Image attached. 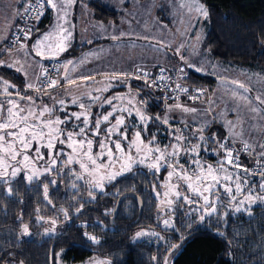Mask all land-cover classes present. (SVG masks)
<instances>
[{
    "label": "snow or ice",
    "instance_id": "obj_1",
    "mask_svg": "<svg viewBox=\"0 0 264 264\" xmlns=\"http://www.w3.org/2000/svg\"><path fill=\"white\" fill-rule=\"evenodd\" d=\"M76 3L77 0H19L18 7L13 11L17 19L35 13L38 20L46 9H51L57 14V24L51 32L43 34L31 47L25 41L32 38L33 30L19 28L18 34L12 37L18 55L11 62L0 59V67L14 68L28 81L22 91H13L15 85L0 77V187L6 188V195L9 197L14 195L13 181L23 173L22 179L27 185L38 189L36 196L42 194L41 203L46 202L45 207L51 206L54 210L51 217H44L40 215L39 207L35 209L37 223L49 225L44 231L46 236L56 235V225L60 222L61 215L63 221H69L73 217L80 218L85 207L80 199L82 192L86 191L88 198L96 200L97 192L103 193L108 184L122 177L125 172H131L134 165H143L156 173L162 168L167 171V179L160 185L166 190L163 193L156 192L159 203L165 205V217H168L163 218L165 229L179 230L170 216L174 212V208L171 207L174 204L187 206L189 210L187 215H197L203 222L212 216L220 218L221 208L237 213L243 210L250 214L251 203L264 202V142L253 146L244 139L246 132L244 125L249 120L257 117L264 120V109L258 106L264 105V92H259L253 97L251 95L253 89L244 81L219 77L225 93L235 102L230 110L236 113L237 118L235 121L225 120L227 138L206 137L204 132L207 129V122L200 118L207 115L209 110L201 112L198 108L180 102L181 94L187 95L189 100L196 101L204 94V90L197 89L196 95H192L188 88L183 87L178 81H173L170 75H165L167 72H175L179 79L183 80L187 78L188 69L206 74L204 64L194 62L182 54L183 42L173 48L171 42L136 31H120L108 36L102 25L99 27L105 32L104 38L115 42L117 51L122 41H129L124 45L129 53V59L138 47L136 40L145 41L139 46L140 61L133 62L127 70L113 69L111 72L76 75L86 61L91 62L90 58H101L100 53H88L79 62L68 60L57 65L55 75H52L35 58L56 60L60 54L67 51L74 27L68 19L69 9ZM178 8L187 9L188 13L195 11L204 18L209 15L198 0H190L188 3L180 0ZM145 27L147 28V25ZM166 49L179 56L182 63L178 67L165 68L155 64L154 56L153 66L157 69L158 75L150 72L144 63L143 53L166 55ZM5 51L8 55L12 54V49ZM29 57H32V60ZM97 75L105 79L97 81ZM133 79L143 81L149 89L164 92L162 100L173 101L165 105L164 114L151 116L146 112L147 102L139 98L141 90L134 92L129 83ZM90 81H96L101 86L93 88ZM118 83L125 84L127 93L106 96L105 93ZM73 86H77V90L73 91ZM80 87L83 90H79ZM57 88L67 95L62 94L57 98L53 91ZM43 96H47L52 103H46ZM69 106H74L78 110L69 111ZM94 108L107 110L97 113L93 112ZM228 110L226 107L225 111ZM174 111L184 114L180 120V127L170 122ZM57 112L64 115L59 116ZM246 114L251 115H247L246 118ZM187 116H191V121L186 118ZM130 119L133 120L134 129L131 132L128 124ZM152 123L169 129L172 143L161 146L158 143V136L149 130ZM237 128L240 129L239 132L236 131ZM249 128L254 131L256 125L249 124ZM207 143L216 146L214 151L219 159L215 164H208L201 159V152L209 150L204 148ZM236 143H240L242 148L234 149L233 145ZM256 148H259V152L254 156L255 168L246 167L239 162V151L250 153ZM183 156L190 159L181 163ZM54 176L65 181L66 188H71L73 203L70 207L57 208L53 203L50 186H59L57 179L52 178ZM251 177H259V183L253 186ZM15 194H19V189L15 190ZM161 196L163 199H160ZM19 202L23 203L22 200ZM246 202L248 206L244 207ZM104 215L111 213L106 211ZM223 215L227 216V211ZM79 227L84 229L82 233L84 238L92 244H100L99 238L87 231L89 225L86 222L81 223ZM30 234L29 225L22 224L21 235ZM145 235L164 239L156 232L141 230L135 234L133 240ZM178 247L180 245H171L170 249L165 250L162 258L152 259L157 264H170L172 252ZM62 251L53 253V264H59ZM89 264H111V261L94 259Z\"/></svg>",
    "mask_w": 264,
    "mask_h": 264
},
{
    "label": "trees",
    "instance_id": "obj_2",
    "mask_svg": "<svg viewBox=\"0 0 264 264\" xmlns=\"http://www.w3.org/2000/svg\"><path fill=\"white\" fill-rule=\"evenodd\" d=\"M200 2L209 13L203 48L211 58L264 71V0ZM88 6L95 9L99 20L118 21L119 15L115 11L103 10L97 2ZM85 48L72 47L65 57L76 56ZM0 77L14 82L17 90H23L22 80L12 72H0ZM183 81L201 89H210L214 84L210 76L191 70H188L187 78ZM129 83L133 91L141 90L140 99L146 101L149 98L152 101L149 107H145L149 115L155 116L160 112L164 100L158 93L146 90L138 80L133 79ZM120 90L122 88L110 92ZM53 91L57 93L58 89ZM212 133L217 139L226 137L221 126L215 123L204 132L206 135ZM203 160L213 163L207 157ZM243 164L247 166V161ZM162 174L163 171L160 179ZM154 184L152 179L140 172L118 178L108 184L96 200H81L85 207L80 218L73 217L52 238L40 239L33 225L35 209L41 206V195L36 196L38 189L28 186L19 176L13 181V196H7L6 188L0 187V264H53V253L61 250L64 251V259L73 263L97 255L110 260L111 264H157L152 258H162L165 255L162 248L132 242L136 232L147 229L169 235L173 245H180L172 252L170 264H264V208L257 207L254 216L249 219L227 214L220 222L209 217L202 223L193 224L184 221L183 212L177 210L173 219L179 230H163L159 225L156 201L151 195ZM16 189H19L18 195L15 194ZM61 193L60 189H56L50 194L56 204L65 202L60 198ZM129 193L132 196H126L119 203L114 215L118 199ZM106 211L111 215H104ZM85 222L89 225L87 231L92 230L94 235L103 239L98 246L89 245L82 236L84 229L79 225ZM94 222H102L110 229L103 231L93 225ZM22 224H28L32 231L28 237L21 235Z\"/></svg>",
    "mask_w": 264,
    "mask_h": 264
},
{
    "label": "rangeland",
    "instance_id": "obj_3",
    "mask_svg": "<svg viewBox=\"0 0 264 264\" xmlns=\"http://www.w3.org/2000/svg\"><path fill=\"white\" fill-rule=\"evenodd\" d=\"M96 2L100 5L101 9L103 10H108V11H115L118 15V22L116 24H113V22H109L107 26H103V29L107 30L106 34L108 36L112 35L113 33H119L120 31H125V32H131V31H136L138 33H143L144 35H151L155 36L157 39L164 40L166 42H171L172 47L175 48L178 46L181 42L184 43V48L181 49L182 54L185 57H189L192 61L194 62H202L206 68V74L200 73L202 75H207L210 76L214 80V84L210 87V89H203L204 90V100L200 102H195V103H186L184 101V104H188L190 107H195L201 110L203 112L205 109H208L209 112L207 115L202 116L200 119L202 121L207 122V128L212 124L215 123L217 125H220L221 128L223 129L225 136L227 137L228 131L225 126V120H236V113L231 111L230 109L232 108L233 104L235 103L233 100L230 99V95L225 93L224 87H222V81L219 79V77H230L232 79H239L241 81H244L246 84H248L253 91L251 92V95L254 97L257 93L259 92H264V71H254L248 68H243V67H238L235 65H232L230 63H224L220 62L218 60H214L211 58L209 55L208 51H206L203 48V40L205 38V33H206V28H207V18H204L199 15V13L192 11L191 13H188L187 9H179L178 4L180 0H84L81 2H78L76 4L77 10H76V15H78V21L84 20L86 23L87 19H91L94 17L95 14V9L92 7H87V4H96ZM185 3L190 2V0H184ZM6 4L13 6L14 4H19V0H6ZM198 3L202 4L200 0H198ZM203 5V4H202ZM205 7V6H204ZM73 8V7H72ZM72 8H71V13H72ZM94 9V10H93ZM22 11V9H21ZM2 12V11H1ZM5 13V17L7 18L8 15L11 13L10 10H3ZM6 18H3L2 24H4V21H6ZM89 21V20H88ZM182 21V22H181ZM94 22V21H93ZM189 23L191 24V27H189ZM147 25V28L145 27ZM107 27V28H105ZM186 32V35H185ZM105 32L101 31L100 28L91 30H85L84 35L80 38L81 42L86 43L91 40L101 38L104 39ZM41 37V35L38 36V38ZM38 40V39H36ZM9 41V40H8ZM7 41V43H8ZM6 43V44H7ZM129 41L124 40L121 42V47L117 51L116 49H112V46H115V42L112 45H109L105 47L106 53L108 55V58H118L122 56L127 62H139L140 61V47L142 46L145 41L143 40H136V44L138 45L137 49L133 52L132 58L129 59V53L124 47V45L128 44ZM31 47V46H29ZM93 53H100L99 48H95L92 50ZM166 55L165 54H153V53H143L144 56V63L147 64L148 69L154 68L153 66V60L154 56L155 58V64L162 65L165 68H174L178 67L182 62L179 59V56L173 54L172 51H168L167 49ZM17 50L15 49L16 53ZM90 53V52H89ZM22 56V54H19ZM6 55H3V58ZM8 60V58H6ZM30 60H32V57H29ZM35 60H39L41 62L39 57H36ZM59 60V59H58ZM99 60V59H98ZM47 61V60H46ZM45 61V62H46ZM34 63V61H33ZM45 64V63H44ZM115 62H112L111 65L106 64V69L109 67H114ZM173 67H170V66ZM97 68H100L98 65L94 66V63L92 64L90 71H86L84 74L87 75L89 73L96 74L95 70ZM121 69H124L121 67ZM191 70V69H188ZM187 70V71H188ZM192 71V70H191ZM29 80L31 79L28 78ZM105 78L97 75L96 80H104ZM5 80V79H4ZM25 84L28 82L24 78ZM107 82V81H105ZM93 88H95L97 85L93 84H98L96 81H90L89 82ZM98 86H101L98 84ZM125 86V84H124ZM143 87H145L142 84ZM227 87H232V85H226ZM146 90L154 92L152 90H149V88L145 87ZM23 89V88H22ZM58 89V88H57ZM126 91L123 93H111L110 90L105 93L106 96H111L113 94H126L127 93V87L125 86ZM16 89H13L15 91ZM59 90V89H58ZM73 91L77 90V86H73ZM79 90H83L82 87L79 88ZM110 92V93H109ZM135 92V91H134ZM57 98H60L61 95H67L66 93H62L61 91H58L55 93ZM43 100L46 103L51 104L52 101L48 99L47 96L43 97ZM146 106L149 107L152 103V101L147 98L146 99ZM173 103V101H164V104L162 105V108L159 113L156 115H162L164 114L165 111V105ZM255 103V101H253ZM260 108L264 109V105H258ZM226 107L229 109L228 111H225ZM69 111H77L78 109L75 108L74 106H69ZM107 108L105 109H99V108H94L93 112H100V111H106ZM223 113V115H222ZM57 115L63 116L64 114L61 112H57ZM155 115V116H156ZM184 114H182L179 111H174L171 116V124L180 127V120L181 117ZM247 115L251 114H246ZM189 121H191V116L186 117ZM134 119V118H133ZM129 124V131H133V120L130 119L128 121ZM249 124L256 125V130H252L249 128ZM244 128L246 129L244 139L248 140L249 143H251L253 146L257 145L258 143L264 142V120L259 119L257 117L256 119L249 120L248 123L244 125ZM149 130L151 133H154L158 136V143L163 146V145H168L172 143V139L169 135V131L167 128L164 126L160 125L157 123V126H154V123L149 125ZM236 131H240L239 128L236 129ZM249 132H251V135H249ZM206 137H211L215 136V133L212 134H204ZM217 138V137H216ZM193 142L195 143V140L193 138ZM241 145L240 143H237ZM242 146V145H241ZM215 145L212 143H207L204 145V148L209 149L208 151H202L201 152V159L203 160L204 157L210 158L213 163L204 161L208 164H215L216 161L219 159V157L215 154ZM259 152V148H256L254 152H250L253 154H257ZM190 157L183 156L181 158V163H185L187 160H189ZM244 165V164H243ZM246 166V165H245ZM162 174V179L161 173ZM136 172H140L141 174H145L148 178L152 179L154 181V185L151 188V195L156 201V209H157V215L159 217V225L163 230H171V228L165 229L163 225V218H168L165 217L164 214V209L165 205H161L159 203V200L157 199L156 192L163 193L166 189L160 187L161 184H163L166 179H167V171L165 169H161L160 172L156 173L152 170H149L147 167L143 165H134L133 169L131 172H125L123 176H128L131 174H136ZM21 177H23V173L20 174ZM122 176V177H123ZM19 177V176H18ZM17 177V178H18ZM16 178V179H17ZM54 179H57L58 181V187L55 186H50V194L55 191L56 189H60L61 195L60 198L64 199L65 202H63L62 205H60L59 202L57 204L53 201V203L56 205L57 208L63 206V207H70V205L73 203L71 200V194L72 190L71 188H66V182L60 180L57 177H52ZM121 178V177H119ZM118 179V178H117ZM260 178H255L251 177L250 180L255 186L256 184L259 183ZM15 181V180H14ZM27 184V182L25 181ZM155 186V188H154ZM83 187V185H82ZM6 193V191H5ZM99 193L97 192V196ZM43 197L41 194V201ZM80 199H87L91 200L87 196V192L84 191L80 195ZM160 199H163V196L160 197ZM46 202L41 203L40 205V215H43L44 217H51L54 214V210L51 209V206L45 207ZM248 206V202H246L244 207ZM174 208V212L170 214L171 218L173 219L175 213L177 210L182 211L184 215V221H187L188 224H193V223H202L198 218L197 215H187L188 213V207L179 205V204H174L171 206ZM257 207H262L264 208V202L256 201L254 203H251V211L250 214L249 212L246 211H241V212H235V211H228L225 208L220 209V218H217L216 216H212L215 221L220 222L225 219L226 216L223 214L227 211V214L232 215V217L239 216L244 219H249L254 216V210ZM56 215H59V213H55ZM37 216V213H36ZM35 216L34 220V225L36 228V231L39 235L40 239H46V238H52L53 236H46L44 235V231L46 228L49 227L48 224H39L37 223V219ZM209 218V217H208ZM208 218L205 219L208 220ZM71 220L69 221H63L62 215L60 216V222L56 225V233L61 231L62 228L66 225L69 224ZM93 225L98 226L101 230H109L110 228L107 227L104 223L99 222V223H93ZM145 231L148 232H155L152 229H147ZM29 232L31 233L32 231ZM88 232L92 235V230H88ZM139 232V231H138ZM137 233V232H136ZM135 233V234H136ZM157 233V232H156ZM159 236H163L164 239L160 240L157 236H151V235H145L141 236L140 238L133 240L132 237V242L133 243H142L147 246H151L154 248H162L163 252H165L166 249H170V246L173 245V242L171 241V238L169 235H162L158 233ZM29 236V235H28ZM24 236V237H28ZM96 236V235H95ZM98 237V236H96ZM100 240V243L103 242V239L101 237H98ZM87 240V239H86ZM89 245L95 247L98 246L97 244H92L90 241L87 240ZM59 251L58 253H60ZM164 254H162L163 256ZM94 259H106V258H101L97 255H91L88 257L85 261L79 262V263H73L69 260L64 259V251H62V255L59 257V264H89L91 260ZM11 264H22V263H16V262H11Z\"/></svg>",
    "mask_w": 264,
    "mask_h": 264
},
{
    "label": "crops",
    "instance_id": "obj_4",
    "mask_svg": "<svg viewBox=\"0 0 264 264\" xmlns=\"http://www.w3.org/2000/svg\"><path fill=\"white\" fill-rule=\"evenodd\" d=\"M5 1L6 0H0V59H3L6 62H11L12 59L18 55L17 52L14 53L15 49H17V47L12 50L11 55H8V54H6V51H5L6 50L5 44L9 40L10 34L13 31V29H14L17 21H18V19L13 15V11L15 8L18 7V4H14L13 6H10V5L6 4ZM81 1H84V0H77V3L81 2ZM76 4L72 8V13H71V9H69V17H68L69 22L74 25V27L72 28L73 37L69 42V47H68L67 51H65L59 55L58 59L60 61V64L67 62L68 60H72L74 62H79L80 60L84 59V57L89 52L93 53L92 50H94L95 48H99L101 58L99 60L94 59V58H90L91 62L86 61L85 64L83 65V67L79 68V71L76 73V75H80V74L85 75L84 73L86 71H90V68H91L93 63H94V66L98 65L100 67V68H97L95 70L96 73H98L100 71L111 72L113 69H115L117 71L127 70L132 63L127 62L122 56H120L118 58H108L105 47L112 45L114 43L110 39L97 38V39L91 40V43L90 42H86V43L81 42L80 38L82 37V35H84L85 30H89L91 28V30L93 31L95 29L100 28L99 27L100 25L109 23V21L99 20L95 15L92 18V20L94 22L91 21L90 18L87 19L86 23L84 22V20L78 21V15H76V10H77ZM86 6L89 7L88 4ZM5 9L11 11V13L8 15L7 18L5 17V13L3 12V10H5ZM3 18H6V21H4V24H2ZM117 22L118 21L113 22V24H116ZM56 24H57L56 12L52 11L51 9H48V14L46 15V17H44L38 23V26H37L35 32L33 33L32 38L28 41H25V43L27 45L31 46L36 41V39H40L43 34L51 32L55 28ZM65 26L67 27L68 25H65ZM103 26H107V25H103ZM105 28H107V27H105ZM39 35H41V37L38 38ZM4 37H7V38L5 39ZM83 46H85L86 48L82 52L78 53L76 56L65 57L66 53L69 52V50L72 47L78 48V47H83ZM111 48L116 49L115 46H112ZM101 50H104V51L102 52ZM3 55H6V56H4V58H3ZM6 58H8V60ZM46 60H42L40 63L44 65ZM112 62H115L114 67L111 66V67L106 69V64L111 65ZM121 67L124 69H121ZM170 67H173V66L171 65ZM150 69H155V67L150 68ZM3 71H10L13 74H15L16 76H18L23 82L22 88L24 89V87L26 85L24 82L25 77L21 73L16 72L14 70V68L0 67V72H3ZM198 74H200V73H198ZM30 77H31V70H29V77L28 78H30ZM10 83L15 85L14 82L13 83L10 82ZM93 85H97L96 87H100V86H98V84H93ZM17 88H18V86H15L16 90H17ZM118 88H122V90L116 91L114 93H123L126 91L125 86L122 83H118L117 86L111 88L110 91H112L114 89H118ZM58 89H59L58 91L62 92V90L60 88H58ZM182 101H184L186 103H191V102H187L185 100H182ZM182 101L180 100V102H182ZM184 102H182V103H184ZM186 105L188 106V104H186Z\"/></svg>",
    "mask_w": 264,
    "mask_h": 264
},
{
    "label": "built area",
    "instance_id": "obj_5",
    "mask_svg": "<svg viewBox=\"0 0 264 264\" xmlns=\"http://www.w3.org/2000/svg\"><path fill=\"white\" fill-rule=\"evenodd\" d=\"M48 14V9L45 10L44 12V15L41 16L38 20L36 19V15L35 13H29L27 16H25L23 19H18L13 31L11 32L10 34V37H9V41L8 43L6 44V49H15L17 46L13 44L12 42V37L17 35L18 32L17 30L19 28H24V29H28V28H31L33 31H32V34L31 36L33 35V33L35 32L37 26H38V23L44 18L46 17V15ZM60 64V61L58 59L56 60H53V59H47V61L45 62L44 66L49 70V72L52 74V75H55V68L57 65ZM150 72L154 73V74H157L158 75V72H157V69H148ZM165 75H170L172 77V80L173 81H178L179 83H181L183 85V87L185 88H188L190 90V93L192 95H196V90L197 89H201L199 87H195V86H190L188 84H186L183 80H180L178 75L175 73V72H167L165 73ZM140 81V80H138ZM145 87H147L143 81H140ZM148 88V87H147ZM149 90H152L154 91L155 93H158V95L160 97L164 96L165 93L164 92H161V91H157L155 89H149ZM204 96L205 94H203L202 96L199 97V99H197L196 101H192V100H189L188 99V96L185 95V94H181V97H180V100H185V101H188V102H200L202 100H204ZM171 101V100H169ZM227 138V137H225ZM224 138V139H225ZM234 149H241L242 146L239 145V144H234L233 145ZM239 162L241 164H243L244 161H247V166L246 167H249V168H255V164H254V156L255 154L253 153H244L243 151H239ZM255 178H259V177H255Z\"/></svg>",
    "mask_w": 264,
    "mask_h": 264
},
{
    "label": "water",
    "instance_id": "obj_6",
    "mask_svg": "<svg viewBox=\"0 0 264 264\" xmlns=\"http://www.w3.org/2000/svg\"><path fill=\"white\" fill-rule=\"evenodd\" d=\"M126 196H132L130 193L129 194H124V195H122L119 199H118V201H117V203H116V206H115V211H114V215L116 214V212H117V208H118V206H119V203L126 197Z\"/></svg>",
    "mask_w": 264,
    "mask_h": 264
}]
</instances>
